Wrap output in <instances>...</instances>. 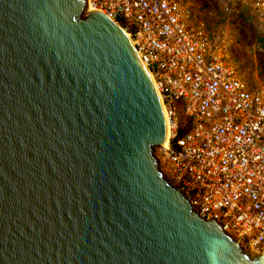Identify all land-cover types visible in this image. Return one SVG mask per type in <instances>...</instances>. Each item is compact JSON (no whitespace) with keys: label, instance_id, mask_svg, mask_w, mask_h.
<instances>
[{"label":"water","instance_id":"obj_1","mask_svg":"<svg viewBox=\"0 0 264 264\" xmlns=\"http://www.w3.org/2000/svg\"><path fill=\"white\" fill-rule=\"evenodd\" d=\"M168 136L117 21L0 0V264H264L164 172Z\"/></svg>","mask_w":264,"mask_h":264},{"label":"built area","instance_id":"obj_2","mask_svg":"<svg viewBox=\"0 0 264 264\" xmlns=\"http://www.w3.org/2000/svg\"><path fill=\"white\" fill-rule=\"evenodd\" d=\"M264 28V0H232ZM113 18L148 66L169 136L163 170L253 252H264V89L216 55L217 40L181 0H88ZM183 114L181 125L179 113Z\"/></svg>","mask_w":264,"mask_h":264},{"label":"rangeland","instance_id":"obj_3","mask_svg":"<svg viewBox=\"0 0 264 264\" xmlns=\"http://www.w3.org/2000/svg\"><path fill=\"white\" fill-rule=\"evenodd\" d=\"M191 21L217 40L216 55L238 69L244 80L264 89V28L248 7L232 0H181ZM164 165V164H163Z\"/></svg>","mask_w":264,"mask_h":264}]
</instances>
